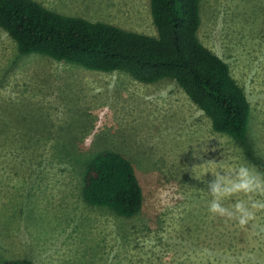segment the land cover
<instances>
[{"label": "rangeland", "instance_id": "rangeland-1", "mask_svg": "<svg viewBox=\"0 0 264 264\" xmlns=\"http://www.w3.org/2000/svg\"><path fill=\"white\" fill-rule=\"evenodd\" d=\"M35 1L156 35L149 0ZM200 17L201 43L250 103L243 142L214 132L174 81L22 55L0 28V264H264V211L246 226L212 215L206 187L215 171L264 173V0H200ZM105 151L134 168L144 205L133 218L83 199L87 167ZM237 199L248 197L225 203Z\"/></svg>", "mask_w": 264, "mask_h": 264}, {"label": "trees", "instance_id": "trees-1", "mask_svg": "<svg viewBox=\"0 0 264 264\" xmlns=\"http://www.w3.org/2000/svg\"><path fill=\"white\" fill-rule=\"evenodd\" d=\"M156 35L58 14L35 0H0V28L22 55L36 54L143 84L174 81L209 119L214 132L243 142L250 103L228 64L199 39L200 0H149ZM84 201L133 218L144 196L130 161L105 151L88 165ZM5 264H33L27 259Z\"/></svg>", "mask_w": 264, "mask_h": 264}, {"label": "clouds", "instance_id": "clouds-1", "mask_svg": "<svg viewBox=\"0 0 264 264\" xmlns=\"http://www.w3.org/2000/svg\"><path fill=\"white\" fill-rule=\"evenodd\" d=\"M203 150L205 149H201ZM220 163L209 161L202 165H219ZM211 173L213 179L206 182L207 192L211 196L208 203L210 214L225 217L236 221L240 226H246L255 220L257 212L264 211V200L252 198L253 194L264 195V173L245 166H239L227 172ZM239 194H244L248 199H237L234 203L226 205V200ZM260 230L264 231V228Z\"/></svg>", "mask_w": 264, "mask_h": 264}]
</instances>
